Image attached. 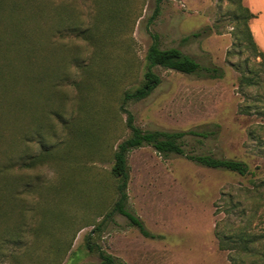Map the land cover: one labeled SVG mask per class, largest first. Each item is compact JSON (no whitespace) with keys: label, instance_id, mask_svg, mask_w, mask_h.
Returning a JSON list of instances; mask_svg holds the SVG:
<instances>
[{"label":"rangeland","instance_id":"1","mask_svg":"<svg viewBox=\"0 0 264 264\" xmlns=\"http://www.w3.org/2000/svg\"><path fill=\"white\" fill-rule=\"evenodd\" d=\"M26 10L0 21V264H99L88 240L124 264H230L215 236L228 195L244 199L264 182V157L248 137L261 119L241 114L245 97L231 66L250 55L239 46L236 1L33 0ZM207 27L211 35L194 37ZM156 38L223 75L156 67L158 88L124 107L134 124L209 131L187 137L185 151L243 161L250 173L165 158L150 146L132 151L128 209L148 238L124 216L103 219L116 199L113 153L130 136L123 93L142 83ZM258 90L245 94L257 98ZM252 196L264 198L263 188ZM250 217L255 231L264 229L261 211L244 222Z\"/></svg>","mask_w":264,"mask_h":264},{"label":"trees","instance_id":"2","mask_svg":"<svg viewBox=\"0 0 264 264\" xmlns=\"http://www.w3.org/2000/svg\"><path fill=\"white\" fill-rule=\"evenodd\" d=\"M33 0H0V21L7 15L8 18L19 17L23 19L26 16L27 7ZM238 9L239 22H243L244 37L239 39V46L244 43L245 48L250 55L236 65H231L239 76V91L245 97L244 105L240 107L241 114L247 116L259 117L260 122L255 124L248 132V137L256 146L260 156L264 157V52L259 49L254 41L250 23L256 18L249 8L244 6L243 0H235ZM161 0H157L159 4ZM8 32L13 33L12 27L9 26ZM18 32V31H17ZM212 28H204L201 33L194 35H211ZM188 39V38H187ZM244 39V40H242ZM230 52L228 53V56ZM146 70L143 75L142 83L123 93L121 110L127 114L126 126L130 130V136L117 145L113 153V165L111 174L116 181L115 192L116 199L112 205L110 212L103 219L107 221L115 214L124 216L130 224L137 228L139 232L148 238H155L147 228L143 221L128 209V185L130 181V170L128 165L129 156L132 151L145 146L152 147L158 154L168 158L171 155L183 156L188 160L205 168L215 170H225L246 176L250 173V168L247 163L234 159L217 158L213 155H193L185 151L184 143L187 137H195L199 139H207L211 136V132L203 130L190 131H143L134 124L132 113L125 110L124 107L129 102H137L149 97L160 85L161 78L154 71L156 67L165 70H171L185 75H200L209 78L222 77V69L212 66L203 67L191 56L185 54L182 50L176 47L163 49L157 38L149 47L146 55ZM252 87H258L257 98L247 97L245 91ZM264 190V182L259 185H254L251 191H248V196L242 198L240 195L236 198L234 194H229L230 208H225L223 211L226 218L216 224L215 236L218 241L219 249L227 253L230 264H264V229L259 232L252 227V218L244 222L248 211H254V214L261 211L264 214V198L257 197L253 199V194H260V190ZM252 194V195H251ZM224 197V195H223ZM245 203V205H244ZM243 205L238 216L239 222L231 220L233 211L236 207ZM102 222V223H103ZM99 226L95 232L98 231ZM87 248L91 253H96L100 260L99 264H124L122 260L109 254L99 245L91 242L86 243ZM76 264V263H73Z\"/></svg>","mask_w":264,"mask_h":264},{"label":"crops","instance_id":"3","mask_svg":"<svg viewBox=\"0 0 264 264\" xmlns=\"http://www.w3.org/2000/svg\"><path fill=\"white\" fill-rule=\"evenodd\" d=\"M247 7L256 15L250 23L255 43L264 52V0H245Z\"/></svg>","mask_w":264,"mask_h":264}]
</instances>
